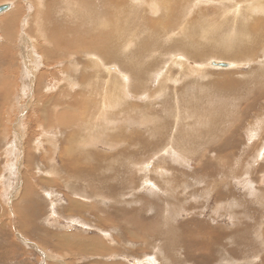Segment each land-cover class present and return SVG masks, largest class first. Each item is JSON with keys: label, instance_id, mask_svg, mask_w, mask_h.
<instances>
[{"label": "rangeland", "instance_id": "374dc122", "mask_svg": "<svg viewBox=\"0 0 264 264\" xmlns=\"http://www.w3.org/2000/svg\"><path fill=\"white\" fill-rule=\"evenodd\" d=\"M64 1L0 0V264H264V28L240 41L247 0ZM116 78L109 127L94 94Z\"/></svg>", "mask_w": 264, "mask_h": 264}, {"label": "bare ground", "instance_id": "6f19581e", "mask_svg": "<svg viewBox=\"0 0 264 264\" xmlns=\"http://www.w3.org/2000/svg\"><path fill=\"white\" fill-rule=\"evenodd\" d=\"M112 1V0H111ZM114 1V0H113ZM165 0H163V2H164ZM159 2H161V3H157V2H155L154 4H150V7H152V9L151 10H153L154 12H161V11H163V12H161V15L163 16V17H166V14H165V12H164V10H166V11H170V8L171 7H169V6H167L168 4H164L162 1H159ZM167 2V1H166ZM69 4H70V7L73 9V8H75V5H73L72 4V2L71 1H69L68 2ZM66 4V1H64L63 0V2H62V6L63 7H65V8H68L69 9V4ZM163 3V4H162ZM80 4H82V6H83V3H80ZM104 4V3H103ZM108 4V3H107ZM120 4V3H119ZM118 4V5H119ZM144 4V6L143 7H146L147 6V2L146 3H144V2H142V5ZM4 5H8V8H7V10H4V11H2V12H0V14L2 13L3 14V12H6V11H8L10 8H11V4H4ZM85 5V4H84ZM111 5V4H110ZM141 5V6H142ZM146 5V6H145ZM242 5H243V8H244V10L246 11V12H248V13H250L252 16H248L247 17V19H246V21L243 23V24H241V26L243 27V31H241L240 30V32H237L236 34L237 35H239L240 36V41H242L243 40V42L242 43H244L245 42V44L246 43H250L251 42V37L254 35V36H257V34H255V33H257V32H261V30H263V28H264V3H263V1L262 0H247V1H245L244 3H242V4H238V6L235 8L236 10H235V15H240L241 14V11H240V9H242ZM0 6H2V5H0ZM14 7L10 10V12L8 13V17H11L10 18V20H9V22L11 23L12 22V20L14 19V20H18L17 18H16V16H14V14L17 12V8H18V6L17 5H13ZM74 6V7H73ZM109 6V5H108ZM116 6V5H115ZM78 7H79V5H78ZM110 7V6H109ZM135 6H133L132 8H134ZM81 8V7H80ZM116 8H118V7H116ZM147 8V7H146ZM166 8V9H165ZM76 9V8H75ZM86 10H87V14H86V16H84L85 17V19L83 18V20H85V21H90V20H92L94 23H96V25H98V26H102V28L100 27V29H102V31H103V29L105 28V22H106V18L104 17V18H96V17H93V15L95 14L94 13V10H92V9H90L89 7H86L85 8ZM106 9V8H105ZM135 9H136V7H135ZM89 10H90V12H89ZM117 10V9H116ZM119 10V9H118ZM76 11V10H75ZM106 11V10H105ZM124 11V10H123ZM70 12V11H69ZM107 12V11H106ZM105 12V13H106ZM120 12V11H119ZM85 13V12H84ZM94 13V14H93ZM111 13V12H110ZM109 13V14H110ZM132 13H134V12H132ZM155 13V14H156ZM96 14H97V12H96ZM158 15V14H157ZM14 16V17H13ZM76 16V15H75ZM75 16H73V17H75ZM91 16H92V19H91ZM97 16V15H96ZM171 16V18H172V15H170ZM6 17V16H5ZM123 17V24H124V16H122ZM121 17V18H122ZM242 16H240L239 17V19L241 18ZM7 18V17H6ZM161 17H159V19H160ZM82 19V18H81ZM80 19V20H81ZM163 19V18H162ZM166 19H169L168 17L166 18ZM175 19V18H174ZM202 19V18H201ZM231 19V16L229 15V12H227L226 14H224L222 17H221V20H223L224 21V23H226L227 22V26H229L228 24H229V20ZM108 20H110V19H108ZM176 20V19H175ZM206 20H208V19H206ZM206 20H204V21H206ZM5 21H7V20H5ZM4 21V22H5ZM35 21L36 22H38V24H39V20L37 21L36 19H35ZM77 21H78V19H77ZM84 21V22H85ZM118 21H120V20H118ZM133 22V20L132 19H128V18H125V22H126V24L128 23V24H130V22ZM174 21V20H173ZM177 21H179V20H176V22ZM203 21V20H202ZM108 22V21H107ZM148 22V21H147ZM154 22V21H153ZM153 22L151 23V24H149L148 26H150L151 25V27H153L152 25H154L156 28L158 27V22L156 21V23H158L157 24V26L155 25V24H153ZM165 22L167 23V20H165ZM169 20H168V24H169ZM201 22V20L198 22L199 23V29L201 30V32L202 33H204V34H209V33H216V32H219L221 29H222V27H224V26H221L220 28L219 27H216L215 25H213V23H212V25L211 24H209V25H211L212 26V28L211 27H209V25H208V23L206 24L205 22L204 23H200ZM214 22V21H213ZM219 22V21H218ZM13 23V22H12ZM15 23V22H14ZM112 23V22H111ZM165 23V25H166V27L168 28L169 26H170V24H169V26H168V24H166ZM172 23V22H171ZM215 23V22H214ZM220 23H221V21H220ZM223 23V24H224ZM106 24H108V23H106ZM117 24H119V22L117 23ZM127 24V26H128V28H129V25ZM176 24V23H175ZM197 24V23H196ZM205 24L206 25H208L207 26V28H205ZM238 24V23H237ZM109 25H110V22H109ZM163 25H164V22H163ZM165 25H164V27H162V24L161 25H159L160 27H162V29L163 28H166L165 27ZM218 25H221V24H218ZM3 26L5 27V29H8V24H4L3 23ZM113 26V25H112ZM116 26V25H115ZM115 26H114V28H115ZM173 26V25H172ZM175 26V25H174ZM196 26V25H195ZM195 26L193 25V27H192V30H191V33L194 35V36H197V33L199 32V29L196 27L195 28ZM198 26V25H197ZM171 27V26H170ZM116 28H118L117 26H116ZM115 28V29H116ZM108 29V28H107ZM112 29V28H111ZM153 29V28H152ZM169 29V28H168ZM109 30H110V28H109ZM118 30H119V28H118ZM118 30H116V32L118 31ZM150 30V29H149ZM154 30V29H153ZM158 30V29H157ZM111 31V30H110ZM167 31V30H166ZM264 31V30H263ZM7 32H8V30H7ZM6 32V33H7ZM71 32V31H70ZM112 32V31H111ZM113 32H115L114 30H113ZM162 32V31H161ZM4 33V32H3ZM9 33V32H8ZM73 33V32H72ZM168 33V32H167ZM200 33V32H199ZM114 34V38L116 37V35H115V33H113ZM117 34V38L119 39L121 36H125L126 35V33H123L122 31L120 32H118V33H116ZM235 34V35H236ZM152 35V34H151ZM120 36V37H119ZM201 36V35H200ZM7 37H8V34H7ZM9 37H10V35H9ZM11 37H13V36H11ZM152 37H153V35H152ZM152 37H150V38H147L146 39V43H147V46H154V43H153V39H152ZM103 38H104V36H103ZM110 38V37H109ZM200 38V37H199ZM210 38V37H209ZM120 39H122V38H120ZM119 39V40H120ZM100 40V39H99ZM98 40V41H99ZM103 40V39H102ZM117 40V39H116ZM108 41H109V39H108ZM152 41V42H151ZM155 41V40H154ZM107 42V41H106ZM118 42V41H117ZM108 43V42H107ZM122 44V43H121ZM121 45H119V47H120ZM1 47V46H0ZM224 47H227V43L224 45ZM109 48V47H108ZM123 50H125L124 48H122ZM122 49H121V51H122ZM185 50L186 51V49L184 48V47H181V50ZM118 50V49H117ZM1 52V51H0ZM115 52H117V51H115ZM124 52V51H123ZM1 55V54H0ZM115 57V56H114ZM261 61H258L257 62V70H259V69H262V70H264V56L260 59ZM262 62V63H261ZM101 62L100 61H97L95 64H90V65H92L93 66V70L95 71V74L94 75H92L93 77H92V80L88 77V79H89V81H92V82H94V80H95V78L96 77H98V76H100V74H101V72H100V69H101V65L102 64H100ZM259 63H261V64H259ZM187 64V63H186ZM177 65V64H176ZM183 65V63L181 62V63H179V66L181 67ZM182 69V68H181ZM184 69V68H183ZM182 69V70H183ZM75 71V70H74ZM82 71V70H81ZM254 71V70H253ZM253 71H252V74H254L253 73ZM184 72L185 73H189L190 72V70H188V69H184ZM256 72V71H255ZM191 74H193V73H191ZM110 75H108V78H110L109 77ZM81 77H83V79L85 78V74H84V72H83V74L81 75ZM110 79H112V78H110ZM116 80H117V83L115 82V81H110V80H102V83H100V85H101V87L98 89V90H96L97 92H95V94H94V96L99 100V105L101 106V109H100V113H98L97 114V116H96V121L98 120V124H101V125H103V124H106L107 126H109V127H111V124H112V122H111V114H112V112H113V109L115 108V110L117 111V110H120V108H121V105L123 106V104H124V102H126L125 100H127V97L125 96V93L127 92V88H125V86H124V84H123V82H122V80H124L123 78L122 79H120V78H116ZM76 83H72V86H74ZM77 84H80L79 82L77 83ZM88 87H90V85L88 86ZM153 97V96H152ZM96 106V105H95ZM94 106V107H95ZM113 108V109H112ZM111 110H112V112H111ZM115 116V115H114ZM113 117V116H112ZM113 120V119H112ZM151 121H152V125H155V122H154V120L153 119H150ZM63 123V122H62ZM92 125H95L94 124V120H93V123H92ZM251 129H253L254 131H253V136H254V138H258V136H259V133L260 132H263V131H261V129H260V127H256L255 129L253 128V127H251ZM91 137H92V135H87V136H84L83 138H81L79 141H77V147L79 146L80 147V145H81V147L84 145V144H86L87 142H90L91 141ZM260 139V138H259ZM259 139H258V141H259ZM45 140V139H44ZM261 140H263L264 141V139H261ZM262 141V142H263ZM44 142V141H43ZM262 142H261V144H262ZM260 144V145H261ZM168 152V151H167ZM176 155H178V154H176ZM51 157V156H50ZM82 157V156H81ZM104 158V157H103ZM100 160V159H99ZM71 161V160H70ZM74 163V162H73ZM174 230V229H173ZM184 231V230H183ZM182 241V240H181ZM180 241V242H181ZM179 242V241H178ZM182 243V242H181Z\"/></svg>", "mask_w": 264, "mask_h": 264}, {"label": "water", "instance_id": "95a60500", "mask_svg": "<svg viewBox=\"0 0 264 264\" xmlns=\"http://www.w3.org/2000/svg\"><path fill=\"white\" fill-rule=\"evenodd\" d=\"M8 5H2L0 6V12L7 10ZM211 65H213V67H226L227 64L222 63V62H215V61H211Z\"/></svg>", "mask_w": 264, "mask_h": 264}, {"label": "crops", "instance_id": "0c3cea01", "mask_svg": "<svg viewBox=\"0 0 264 264\" xmlns=\"http://www.w3.org/2000/svg\"><path fill=\"white\" fill-rule=\"evenodd\" d=\"M263 131V130H262ZM264 132V131H263ZM263 132H261L263 134Z\"/></svg>", "mask_w": 264, "mask_h": 264}]
</instances>
